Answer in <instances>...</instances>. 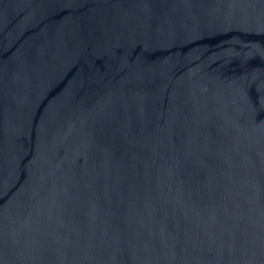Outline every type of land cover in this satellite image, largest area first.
<instances>
[{
    "label": "water",
    "instance_id": "water-1",
    "mask_svg": "<svg viewBox=\"0 0 264 264\" xmlns=\"http://www.w3.org/2000/svg\"><path fill=\"white\" fill-rule=\"evenodd\" d=\"M0 264H264V0H0Z\"/></svg>",
    "mask_w": 264,
    "mask_h": 264
}]
</instances>
